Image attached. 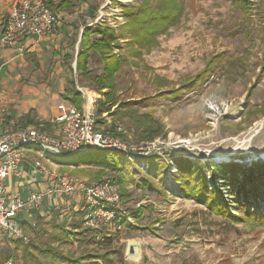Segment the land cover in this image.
I'll use <instances>...</instances> for the list:
<instances>
[{
  "label": "rangeland",
  "instance_id": "374dc122",
  "mask_svg": "<svg viewBox=\"0 0 264 264\" xmlns=\"http://www.w3.org/2000/svg\"><path fill=\"white\" fill-rule=\"evenodd\" d=\"M83 1V6L78 3L73 10L75 15L81 14L80 18L89 22L91 9L96 7L93 22L105 21L119 31L118 25L124 22L120 3L133 0ZM184 7L181 23L169 28L168 33L158 35V44L149 52L142 50L135 63L124 62L116 76L118 101L130 100L139 105V112H150L162 124L165 134L152 141L135 142L130 133L135 127L125 118L112 117L115 106L106 115L101 114L102 126L113 129L115 123L122 124L126 142L138 146L150 143V149L160 153L164 149L162 160L171 164L168 169L163 163L156 168L155 178L148 179L151 189L142 186L141 180L148 178L151 169L144 159H130L132 164L124 169L125 183L120 188L125 192L120 195L123 208L128 212L138 206L145 207L139 221H133L138 228L131 227L133 223L123 224L118 230L101 225L104 226L102 233L112 239L111 244H105L102 233L97 232L94 240H99L103 244L100 245L87 242L93 230L83 227L82 215L76 214L68 221L58 218L61 213H55L50 221L42 219L35 222L38 225L33 230H25L30 238L28 243L0 233V261L12 258L24 264H50L45 250L54 248L73 256L113 251L109 254L110 260L98 259V264H264V226L251 227L240 219L228 221L209 212L193 198H183L169 175L175 171L170 159L177 154L217 162L240 157L244 162L264 159V114L261 112L264 106H259L264 101V0H252L247 14L234 8L231 0H185ZM125 42V38L121 40L122 47ZM77 46L78 41L75 52ZM220 56V64L208 68L201 78L196 77L207 62ZM72 64L75 69L74 60ZM101 66L98 58L92 56L89 63L92 73H99ZM72 76L78 87H84L74 72ZM188 80L191 83L185 84ZM177 87H181L177 95H169V90ZM83 90L98 97L96 112L103 96L85 87ZM248 90L250 95L246 98ZM81 153L84 151L45 156L66 162ZM87 166L92 170L98 168ZM72 167L68 162L63 163L59 173L73 176ZM109 176L91 180H111ZM156 186H163L166 195L162 196ZM116 187L119 192V186ZM226 198L231 200L229 195ZM57 220L64 221L67 231L78 223L76 230H86V233L76 235L80 241L65 238L56 225ZM130 241L139 245L137 260L126 253ZM25 248L31 255L25 254Z\"/></svg>",
  "mask_w": 264,
  "mask_h": 264
},
{
  "label": "trees",
  "instance_id": "16d2710c",
  "mask_svg": "<svg viewBox=\"0 0 264 264\" xmlns=\"http://www.w3.org/2000/svg\"><path fill=\"white\" fill-rule=\"evenodd\" d=\"M184 1L133 0L120 3V15L124 18V22L118 25L119 31L115 27L109 26L105 21L93 22L97 15L96 7L91 9L90 21L83 20L77 50L75 52L72 49L66 57V60L75 61V69L70 67L69 92L71 96L69 101L78 108L82 107L83 96L75 84V78H72L74 72L81 85L103 96L100 107L96 110L97 127L104 123L101 114L103 112L108 113L115 106L112 117L125 118L135 127L134 131L130 132L135 142L152 141L154 137L165 134L162 124L150 112H139V105L130 100L127 102L118 101L115 89L116 76L119 74L124 62L129 60L135 63V59L141 56L142 50L149 52L158 44V35L168 33L169 28L181 23L185 13ZM47 3L54 12L57 8L65 10L74 7L71 0H59L55 4L52 1ZM231 4L241 14H247L252 8V0H231ZM124 38L126 42L122 47L121 40ZM74 43L75 40L70 43V46L73 47ZM92 56L97 57L102 65L99 73H92V69L89 67ZM220 63L221 56L214 59L213 62H207L206 68L204 67L205 69L203 68L201 72L196 74V77L201 78L208 68L211 69L214 65ZM191 80H188L185 84L191 83ZM180 89L181 87L173 88L168 93L176 96ZM249 95L250 90H248L246 98ZM259 106H264V101ZM261 112L264 114V109ZM47 127L44 125L38 126L41 130H45ZM106 131L114 136L124 137V133L115 131L114 126L113 129L106 128ZM83 151L84 153L79 154L78 158L66 161L73 166L72 174L74 176L85 175L89 179H97L111 174L109 177L112 183L119 186L120 195L123 196L125 192L123 189L120 190L125 183L122 173L125 168L132 164V161L120 151L109 149H87ZM147 155L140 158L144 159L145 163L150 166L149 169H151L147 175L148 178L141 181L143 187L151 189L152 184L149 180L155 178L156 168L158 166L160 168L163 163L167 165L168 169L171 164L165 159L162 160V155L157 152L153 154L150 152ZM171 163L174 164L175 171L170 172L169 175L173 182L177 184V192L183 198H193L196 202L202 203L209 212L219 214L228 221L240 219L251 227L264 226V159L257 158L244 162L240 157L227 162H217L199 156L191 158L177 154L171 158ZM87 165L98 168L92 170V167L90 168ZM154 168L155 170H153ZM117 172L119 174H116ZM164 173L161 174L164 175ZM155 189L162 196L166 195L167 190L163 186H156ZM224 193H226V196L229 195L231 200H228ZM143 209L145 207L138 206V208L128 211L134 223L143 216ZM75 214L74 212L72 215ZM134 223L130 226L138 228L137 224ZM20 225L21 227L24 226V224ZM73 225V228H71L73 230L67 231L63 225H60V230L64 233L65 238L80 241L76 235H82L86 233V230L78 232L75 227L78 224ZM92 230L90 240L87 242L99 243V240H94V237L97 232L102 233L104 226ZM101 237L103 241L105 240V244H111V237L105 236L104 233ZM14 239L17 241L19 238ZM24 252L31 255L28 248H25ZM112 252L106 250L98 253H80L73 256L51 248L45 250V256L50 264H85V261L87 264H98V259L110 260L109 254Z\"/></svg>",
  "mask_w": 264,
  "mask_h": 264
},
{
  "label": "built area",
  "instance_id": "2783aa9c",
  "mask_svg": "<svg viewBox=\"0 0 264 264\" xmlns=\"http://www.w3.org/2000/svg\"><path fill=\"white\" fill-rule=\"evenodd\" d=\"M58 21L57 12L50 9L46 0H17L10 8L1 40L14 44L27 37L37 39L50 35ZM83 96L81 108L74 104L60 102L57 114L52 119L58 130V136L36 128L18 130H0V233L29 242V235L16 221L17 214L24 208L36 205L48 194H78L81 196L80 210L83 227L97 229L106 225L118 230L123 224L133 223L121 201L116 185L110 179L89 181L79 176L66 174L53 175L41 161L46 155H69L87 149H109L124 153L129 159L143 157L156 150L150 149V143L132 145L123 138L106 131L104 126L97 127V115L94 110L97 96L78 88ZM97 95V94H96ZM107 112H103L105 114ZM9 112L0 107V120ZM106 115V114H105ZM115 131L126 132L120 123L114 124ZM29 146H35L33 149ZM30 149L38 154L31 157ZM32 152V151H31ZM31 157L34 166L53 177L55 182L43 191L30 192L23 200L17 193L5 190L3 178L18 171L21 161ZM171 162V159H170ZM122 219V221H120ZM0 264H24L7 258Z\"/></svg>",
  "mask_w": 264,
  "mask_h": 264
},
{
  "label": "crops",
  "instance_id": "0c3cea01",
  "mask_svg": "<svg viewBox=\"0 0 264 264\" xmlns=\"http://www.w3.org/2000/svg\"><path fill=\"white\" fill-rule=\"evenodd\" d=\"M16 1L0 0V107L7 108L9 112V115L0 120V130L38 128L39 125H44L48 126L44 131L58 136V130L52 122L58 112L57 105L60 102L72 104L69 101V80L73 64L66 57L75 49L83 20L88 22L80 18L81 14L75 15L73 10L78 3L83 6L85 2L71 0L74 5L71 9L54 8L60 14L55 30L50 35L37 40L27 37L10 45L1 40V34L9 10ZM48 1L55 4L59 0H46ZM73 40L75 43L71 47ZM29 152L31 157L38 156L31 149ZM31 157L21 161L17 172L3 178L5 190L17 193L23 200L27 199L30 192L43 191L55 182L53 177L34 166ZM41 161L50 173L60 174L62 162L49 156H42ZM79 177L92 181L89 177ZM81 201L78 194H48L36 205L22 209L17 214L16 221L19 225L24 224V231L33 230L38 225L35 222L42 219L50 221L55 213H61L58 215L59 219L70 221L76 214L82 215L79 208ZM74 212L76 214L72 215ZM57 222L58 228L63 225L67 229L64 221Z\"/></svg>",
  "mask_w": 264,
  "mask_h": 264
},
{
  "label": "water",
  "instance_id": "95a60500",
  "mask_svg": "<svg viewBox=\"0 0 264 264\" xmlns=\"http://www.w3.org/2000/svg\"><path fill=\"white\" fill-rule=\"evenodd\" d=\"M126 253L129 258L133 260H137L138 257L140 256V249L138 243L135 241L128 242Z\"/></svg>",
  "mask_w": 264,
  "mask_h": 264
}]
</instances>
